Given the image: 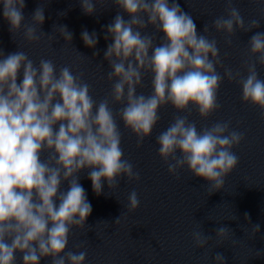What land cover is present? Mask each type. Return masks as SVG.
Masks as SVG:
<instances>
[{
	"label": "clouds",
	"instance_id": "obj_1",
	"mask_svg": "<svg viewBox=\"0 0 264 264\" xmlns=\"http://www.w3.org/2000/svg\"><path fill=\"white\" fill-rule=\"evenodd\" d=\"M2 2L13 37L23 29V40L29 44H38L45 37L52 43L56 38L41 31L45 21L42 4L32 14L31 23H25V0ZM107 2L79 0L86 15H94L97 5L103 8ZM112 2L129 19L118 12L106 26L104 39L112 40L104 52L111 69L107 79L115 80L110 98L97 102L84 73H74L71 66L57 70L53 60L45 58L37 63L20 45L7 55L0 50V264H16L17 252L22 254V264H40L45 257L51 258V264H85L86 251H66L72 230H84L92 212L79 173L89 169L88 178L97 195L102 193L105 180L112 190L121 178L129 182L140 179L133 164L124 158L117 115L141 146L165 105L177 111H186L191 105L201 118H208L221 107L217 93L227 78L239 83L242 100L258 107L264 119V79L257 72L258 64L264 66V32H256L248 41L249 53L256 59L245 61L247 75L243 77L240 71L224 66L217 40L209 38L210 28L215 29L225 34V43L230 46L237 31L250 32L260 26L261 19L246 23L233 0H226V15L216 17L211 25L206 23L198 33L192 15L176 0ZM149 26L163 33L161 43L156 44L155 36L143 31ZM53 32L66 43L73 39L66 25L54 24ZM81 38L89 48L98 43L95 31L84 29ZM217 66L224 69L223 75ZM149 72L152 94H137ZM112 104L124 106L114 113ZM244 139L245 133L232 130L230 121L198 131L194 121L177 116L156 142L170 174L179 178V171L187 168L193 176L208 181L211 195L224 188L225 178L237 167L239 157L233 149ZM44 152L48 153L46 160L41 159ZM65 182L67 190H61ZM139 206L133 190L128 194L127 210L135 212ZM245 219H249L247 213ZM259 231V224L252 225L253 237ZM191 237L194 248L205 250L207 255L213 236L206 235L198 223ZM233 237L232 229L222 225L215 229V246ZM260 255L257 251L256 256ZM213 259L215 264H225L221 253Z\"/></svg>",
	"mask_w": 264,
	"mask_h": 264
}]
</instances>
